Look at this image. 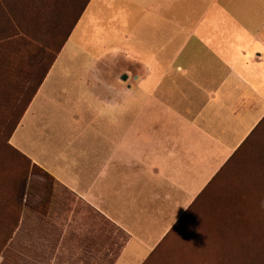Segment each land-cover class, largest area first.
I'll return each instance as SVG.
<instances>
[{"label": "crops", "instance_id": "crops-1", "mask_svg": "<svg viewBox=\"0 0 264 264\" xmlns=\"http://www.w3.org/2000/svg\"><path fill=\"white\" fill-rule=\"evenodd\" d=\"M263 119L264 0H89L9 139L91 213L34 264L226 253L211 180Z\"/></svg>", "mask_w": 264, "mask_h": 264}, {"label": "rangeland", "instance_id": "rangeland-1", "mask_svg": "<svg viewBox=\"0 0 264 264\" xmlns=\"http://www.w3.org/2000/svg\"><path fill=\"white\" fill-rule=\"evenodd\" d=\"M37 22L44 23L43 17ZM38 50L37 43L21 46L18 38L0 44V264H34V257L52 256L34 249L75 245V236L65 234L62 238V230L75 229L79 213L91 215L86 208L76 206L66 191L57 189L50 176L9 146L8 138L30 83L25 78L36 70ZM226 180V224L240 233L227 238L226 253L200 251L195 245L173 257L174 264H264V124ZM258 202L260 205H254ZM69 210L74 214L72 222H66ZM99 228L106 230L102 223ZM100 241L106 242L102 237ZM200 241L214 243L207 238H198ZM113 256L101 255L100 264H109Z\"/></svg>", "mask_w": 264, "mask_h": 264}, {"label": "trees", "instance_id": "trees-1", "mask_svg": "<svg viewBox=\"0 0 264 264\" xmlns=\"http://www.w3.org/2000/svg\"><path fill=\"white\" fill-rule=\"evenodd\" d=\"M88 2L89 0H0V44L18 38L21 46L31 47L33 44L36 45V43L39 46L38 57L35 62L37 65L36 70L33 74L30 73L25 78L30 83L29 86L25 88V99L17 118L22 115L36 89L41 84L56 55L60 51L71 29ZM42 17L44 23L37 22L39 19H42ZM13 44L16 45L15 41H13ZM16 122L12 128V132L16 127ZM263 124L264 119L229 158L222 169L213 177L211 182H228L226 178L234 171L235 166L242 158L244 149L251 139L255 138V135ZM9 146L32 163L28 157L15 149L10 143ZM32 164L42 170L46 175L50 176L39 166L34 163ZM21 181L22 178L18 180V183H21ZM254 205H260V203L258 202ZM252 215L255 217L254 213ZM245 217L246 216L243 217L244 220ZM259 220H261V218ZM9 230H11V228Z\"/></svg>", "mask_w": 264, "mask_h": 264}]
</instances>
